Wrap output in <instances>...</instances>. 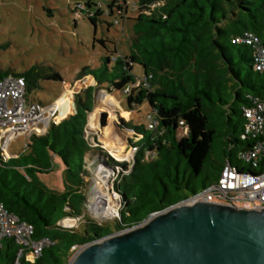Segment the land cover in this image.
Returning <instances> with one entry per match:
<instances>
[{
	"label": "trees",
	"instance_id": "1",
	"mask_svg": "<svg viewBox=\"0 0 264 264\" xmlns=\"http://www.w3.org/2000/svg\"><path fill=\"white\" fill-rule=\"evenodd\" d=\"M126 1H111L106 14L113 15L117 8L118 16L124 19ZM132 1L139 15L133 19L135 39L130 56L114 57L116 50L108 52L111 56L105 57L100 77L84 69L79 80L94 76L97 82L85 90L86 101L77 102L74 114L58 124L51 123L45 134L31 136L22 155L0 166V204L20 222L33 226V241L51 242L34 263L27 260L26 251L20 264H69L85 245L136 227L197 194V181L202 180L204 190L219 178L227 162L240 167L237 155L250 147L248 140H241L243 107L251 104V97L264 100V73L256 71L254 60L256 45L264 43V0ZM101 14V10L88 12L94 26ZM245 33H252L256 41H237ZM107 43L100 41L105 49ZM112 58L115 66L109 77ZM136 64L143 68L142 78L133 72ZM42 70L38 66L23 74L0 70V79L23 77L28 94L41 80L63 82L52 68ZM104 82L110 84V90L127 96L133 113L144 103L151 108L146 124L122 121L124 129L140 137L130 163H118L103 149L93 148L87 135L95 94ZM215 112L227 119L222 161L213 159L212 154L215 130L210 117ZM149 117L157 124L153 129L148 128ZM102 126H107L106 114ZM101 140L107 141L104 136ZM96 152L120 175L115 190L122 210L112 225L83 216L84 176L89 174L86 157ZM56 161L64 169L63 190L49 189L42 181L55 170ZM184 163L189 177H183ZM80 217L77 228L61 225L64 220ZM20 249L14 239L3 240L0 264H15Z\"/></svg>",
	"mask_w": 264,
	"mask_h": 264
},
{
	"label": "rangeland",
	"instance_id": "2",
	"mask_svg": "<svg viewBox=\"0 0 264 264\" xmlns=\"http://www.w3.org/2000/svg\"><path fill=\"white\" fill-rule=\"evenodd\" d=\"M111 1L113 0H0V70L23 74L37 66L43 68L42 71L52 68L61 75L63 82L41 80L38 86L29 92L28 99L45 106H52L57 103L56 101H60L58 117L64 115L72 102L71 95L67 97L68 88L76 86L74 96L78 99L84 96L85 91L82 92V90H86L87 84L89 87L97 85L94 76H90L85 83L82 80L75 85L84 69H89L87 71L89 73L94 71L100 77L99 70L103 66L105 57L111 56L108 52L116 50L114 57H129L132 52L135 39L133 19L138 17L139 11L133 8L132 0H127L126 6H123L126 7L124 11L127 10L124 19L118 16L117 8L113 15H108L106 12ZM88 3H92L90 8L87 6ZM98 10H101L102 14L95 18L96 26H94L89 20L88 12L94 14ZM101 40L108 42L107 49L100 44ZM113 59L109 77H112L111 73L115 66ZM133 72L138 78L143 77L144 72L140 65H134ZM100 88L104 91L96 92L95 106L88 119L89 141L93 148L103 149L111 159L118 163L132 162L137 152L133 151L132 142H137L140 137L134 131L124 129L122 121L127 122L132 119L146 124L151 108L148 103H144L133 113L128 109L127 96L122 91L110 90V84L107 82H104ZM109 91H111L114 105H106L101 100L102 92L109 95ZM100 105L103 109L98 111L101 108ZM95 111L98 112V128L90 125V119ZM104 114L107 116L106 127L102 126ZM110 118L111 123H109ZM226 121L225 116L219 112L213 113L210 117L211 128L215 130L212 154L216 161H222L225 158L224 148L228 130ZM107 128L112 131L110 139L116 146L114 150L101 140L106 135L105 129ZM44 133L45 131H40L39 135ZM28 141L27 136L14 140L9 147L10 154L22 155ZM116 156H123L124 159L117 160ZM105 160V157L98 152L86 157V168L89 174L84 176L85 187L82 193L86 201L83 216L98 224L112 225L115 219L120 218L122 210L120 198L115 190V182L120 175L118 171H112L106 165ZM186 167L184 163L183 177L185 175L189 177V173L186 174ZM103 172L108 174L106 183L98 178V174ZM216 177L213 176L212 179ZM63 179L64 169L60 162L56 161L55 170L44 176L42 181L49 189L63 190ZM99 183L102 186L98 189ZM129 183L128 179L124 185ZM196 187L202 191V180L196 182ZM122 188L124 189V186ZM183 193L192 194L185 190ZM108 196L111 197V206L115 210L113 215L102 217L95 214L92 207L98 202L99 206L107 208ZM129 197L133 198V194L129 193ZM80 223L78 219H67L61 225L67 228H77Z\"/></svg>",
	"mask_w": 264,
	"mask_h": 264
},
{
	"label": "water",
	"instance_id": "3",
	"mask_svg": "<svg viewBox=\"0 0 264 264\" xmlns=\"http://www.w3.org/2000/svg\"><path fill=\"white\" fill-rule=\"evenodd\" d=\"M69 264H264V210L178 204L85 245Z\"/></svg>",
	"mask_w": 264,
	"mask_h": 264
},
{
	"label": "built area",
	"instance_id": "4",
	"mask_svg": "<svg viewBox=\"0 0 264 264\" xmlns=\"http://www.w3.org/2000/svg\"><path fill=\"white\" fill-rule=\"evenodd\" d=\"M237 41L251 44L256 38L252 33H245L243 39ZM254 60L256 71L264 73V43L256 45ZM28 95L23 77L7 76L0 79V166L13 158L9 152L13 140L21 136L30 138L39 135L40 131L46 133L51 123H60L58 103L45 106L31 102ZM250 101V105L243 107L245 127L241 135V140H248L250 147L237 155L241 166L236 167L227 162L214 183L180 204L192 206L209 203L248 211L264 210V100L251 97ZM148 120V128H155L156 122H150V117ZM135 143L132 142V147L136 152L138 148L134 147ZM82 218L77 219L81 222ZM33 234V226L20 222L0 204V247L5 239H14L21 246L15 264H20L26 251L27 260L34 263L42 255L43 249L51 244L48 239L33 241Z\"/></svg>",
	"mask_w": 264,
	"mask_h": 264
},
{
	"label": "bare ground",
	"instance_id": "5",
	"mask_svg": "<svg viewBox=\"0 0 264 264\" xmlns=\"http://www.w3.org/2000/svg\"><path fill=\"white\" fill-rule=\"evenodd\" d=\"M106 95V96H105ZM107 99L109 102H106ZM102 102L106 103V105H114V101L112 99V97L110 95H107L106 93L102 92V98H101ZM99 111V109H98ZM98 112L95 111L90 119V125H92L93 128H98ZM105 133L106 135L104 136L106 143L108 144V147L110 146V148H112L113 150L116 148L115 144L113 143V141L110 139L111 135H112V131L111 129L107 128L105 129ZM117 160H120L122 161L124 159L123 156H116ZM98 178L100 181H104L103 183H106L107 179H108V174L107 173H99L98 174ZM101 183H99L98 185V189L99 187H101ZM103 194V193H101ZM107 194V193H106ZM104 195V194H103ZM107 196V195H106ZM99 200V199H98ZM106 200V199H105ZM104 200V201H105ZM111 200V197L109 198L108 196V201H109V205L107 208H103L101 206H99L96 202V204L94 205V207H92V211L95 212V214L99 215V216H102V217H109V216H112L113 213H114V207H112V201ZM113 201L115 202V200L113 199Z\"/></svg>",
	"mask_w": 264,
	"mask_h": 264
},
{
	"label": "crops",
	"instance_id": "6",
	"mask_svg": "<svg viewBox=\"0 0 264 264\" xmlns=\"http://www.w3.org/2000/svg\"><path fill=\"white\" fill-rule=\"evenodd\" d=\"M87 79H90V76L89 77H86V78H84L83 80V82L85 83V81H87ZM82 81V80H81ZM80 80L78 81V82H76V84L75 85H77L79 82H81ZM88 85V84H87ZM86 85V89L89 87V85L87 86ZM76 87V86H75ZM75 87L73 88H68V91H67V97H69V95H71V98H72V102H71V105L69 106V109H68V111H66V113H64V115H62V116H60V120H58V122H61V121H63V120H65L66 118H68L69 116H71V115H73L74 114V112H75V108H76V103L78 102V103H84L85 101H86V98H85V94H83L84 96L82 97V98H78V99H76V96H74V93H75ZM101 90H103V89H101ZM83 91H85V89L84 90H82V92ZM104 91V90H103ZM110 92V91H109ZM69 93H71V94H69ZM82 94V93H81ZM110 96H111V93H110ZM112 97V96H111ZM57 103H60V101H56ZM60 105V104H59ZM95 106V105H94ZM61 107V106H60ZM88 122H89V120H88ZM18 139V138H17ZM17 139H15V140H17ZM14 141V140H13ZM12 141V142H13ZM11 142V143H12ZM10 143V144H11ZM10 147V146H9ZM19 155H12V157H14V158H16V157H18Z\"/></svg>",
	"mask_w": 264,
	"mask_h": 264
},
{
	"label": "clouds",
	"instance_id": "7",
	"mask_svg": "<svg viewBox=\"0 0 264 264\" xmlns=\"http://www.w3.org/2000/svg\"><path fill=\"white\" fill-rule=\"evenodd\" d=\"M109 93V95H110V92H108Z\"/></svg>",
	"mask_w": 264,
	"mask_h": 264
}]
</instances>
